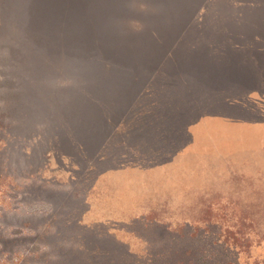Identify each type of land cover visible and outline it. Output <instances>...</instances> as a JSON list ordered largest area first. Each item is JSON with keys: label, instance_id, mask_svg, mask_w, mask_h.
I'll list each match as a JSON object with an SVG mask.
<instances>
[{"label": "rangeland", "instance_id": "rangeland-1", "mask_svg": "<svg viewBox=\"0 0 264 264\" xmlns=\"http://www.w3.org/2000/svg\"><path fill=\"white\" fill-rule=\"evenodd\" d=\"M4 128L0 264L264 263V205H196L264 191V0H0Z\"/></svg>", "mask_w": 264, "mask_h": 264}, {"label": "trees", "instance_id": "trees-1", "mask_svg": "<svg viewBox=\"0 0 264 264\" xmlns=\"http://www.w3.org/2000/svg\"><path fill=\"white\" fill-rule=\"evenodd\" d=\"M14 119H16V117ZM19 125H22V124L19 123ZM3 130H5L7 133L5 134L3 132ZM9 131H10V129H9ZM9 131H7L6 128L0 129V138H6L5 136L8 135ZM16 137H17L16 134H13L12 132H10L8 137H7L8 138L7 144L6 145L5 144L4 145L3 144L0 145V151H1L2 147H6V149L8 151V156H9L8 157V161L12 160L11 157L17 156V154L20 155V153H21V151L18 150L19 146L16 145ZM9 139H10V141H9ZM0 160H1V157H0ZM241 179H245V177L240 178V180ZM37 183L38 182H35V185H37ZM30 185H31V183H27V185H22V187H24V188L25 187H29ZM22 187H20V188L22 189ZM254 188H256V187H254ZM15 190L17 191L18 188H16ZM260 191L259 190H252L250 195H248V196L245 195L244 197H241L240 195H237V197L233 196V199L230 200L229 203H227V204H225V203L222 204L223 201H219V202L215 203L213 201V199L216 200L215 197L205 193V195H203V197L201 198V202L197 203L196 205H205L204 208H206L208 210V214H210L212 212L213 205H217V204H220V205H264V191H262V190H260ZM235 194H236V192H235ZM186 222H188V220H186L185 222L183 220H170V224L171 225H174L175 228H178V229L180 228L181 230H185L186 229V227L188 225V223H186ZM202 222L203 221L192 220V222L190 223V226L193 228L194 232L201 231L199 229H200V227L202 225H205L207 227H215V226H217L216 224H214L215 222H213L211 220L205 222V224H203ZM153 224L154 223H152V225ZM164 225H169V224L163 223V221H159L158 223H155L154 227L152 226V228L154 229V231H156L158 229L159 230L162 229ZM43 228L44 229H48L49 231L51 230V226H45L44 225ZM152 228L150 230L151 234L153 232ZM217 228H219L220 231L222 232L223 229H224V226L223 225H219V226H217ZM206 229H208V228H206ZM211 229H213V228H211ZM225 231H227V230H225ZM219 237H220V239L222 238L220 235H219ZM174 241H175L176 244L172 243V248L173 249H176V248L182 249V245L187 247V243L181 241L180 238H178V239L176 238V239H174ZM213 244H216V242L213 243ZM225 244H229V243L226 241ZM244 244H248V243H244V242L242 244L240 243V245L243 246V247H244ZM235 246H238V245H235ZM223 247H225V246H223ZM243 247H239L241 249V251L243 250ZM188 248H189L188 249L189 251L186 253L185 259L180 258V256L178 258H176L175 256H167V254H165V251H163V253H161V255L157 254V256H154V257L157 258V259L161 258L162 259V261L160 262L161 264H195L196 261L191 259V258H188L187 254H189L192 251V248L196 249V248H198V246H196V247L189 246ZM166 250H168V248ZM224 250L227 251L228 249L225 248ZM226 255L227 254H225L222 257H220L221 255L218 254V253H215V249H213L210 253H205L202 256L199 255V258L201 257V259L199 261L211 262L212 264H238V262L236 261V259H238V258H235V257L231 256V259H230ZM197 264H199V263H197ZM241 264H264V263L256 261L254 263L253 262H251V263L250 262L249 263L245 262V263H241Z\"/></svg>", "mask_w": 264, "mask_h": 264}]
</instances>
